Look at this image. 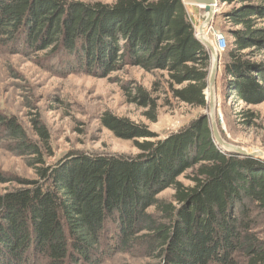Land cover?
<instances>
[{
    "label": "trees",
    "instance_id": "16d2710c",
    "mask_svg": "<svg viewBox=\"0 0 264 264\" xmlns=\"http://www.w3.org/2000/svg\"><path fill=\"white\" fill-rule=\"evenodd\" d=\"M220 2L231 7L222 13L224 100L253 128L260 115L250 106L264 103V0ZM31 47L69 71L76 63L92 73L124 64L162 72L151 89H125L152 122L161 99L208 107L211 55L182 0H0V51ZM31 122L33 135L0 111L7 149L36 176L0 195V264H101L116 253L149 264H264V161L223 150L205 113L153 140L147 124L107 111L102 125L141 153L73 152L54 164L48 127ZM169 188L171 199L159 197Z\"/></svg>",
    "mask_w": 264,
    "mask_h": 264
},
{
    "label": "rangeland",
    "instance_id": "374dc122",
    "mask_svg": "<svg viewBox=\"0 0 264 264\" xmlns=\"http://www.w3.org/2000/svg\"><path fill=\"white\" fill-rule=\"evenodd\" d=\"M74 1L86 4L99 3L104 6H111L115 2V0ZM185 2L193 27L199 31L202 17L206 14L205 10L198 5L188 4L187 0ZM230 8L219 0L213 22L207 27L206 37L214 46L216 34H222L226 40V23L222 13ZM45 52L32 47L0 51V111L16 116L30 135H33L31 120L37 116L42 119L50 131L54 151V155L47 159L49 164L59 160L61 162L73 152L122 156H136L141 153L133 140L120 139L102 125L101 116L107 111L147 124L157 135L153 140H161L183 130L203 113L210 121L208 107L193 108L172 99L171 104H167L161 99L158 120L152 122L145 117L144 109L129 103L125 89L131 84H141L151 89L153 82L160 79L162 74L158 70L148 72L140 67L124 64L92 73L80 70V66L73 63L75 68L69 71L65 64L50 61L51 57H46ZM225 77L220 60L215 96L216 120L222 137L227 142L249 151H264V103L250 106L260 115L255 127L240 125L236 116L240 107H236L231 98L224 100ZM206 94L209 98L208 89ZM243 107L246 106L242 105L241 108ZM210 126L212 129L211 121ZM0 136V172L5 174L7 180H11L6 183L0 182L1 195L20 186L17 178L32 180L36 176L34 170L27 166L26 159L8 150L4 136ZM250 157L264 161V158ZM179 179L186 185L192 184L183 175ZM174 192L172 188L165 189L159 197L171 199ZM149 262L148 259L136 258L127 253H116L105 258L101 264H149Z\"/></svg>",
    "mask_w": 264,
    "mask_h": 264
},
{
    "label": "water",
    "instance_id": "95a60500",
    "mask_svg": "<svg viewBox=\"0 0 264 264\" xmlns=\"http://www.w3.org/2000/svg\"><path fill=\"white\" fill-rule=\"evenodd\" d=\"M190 3L195 5H203L206 13L203 23L201 24V28L198 32V39L206 46L212 59V66L208 81L209 98L207 99H209L208 108H209L210 121L212 124L213 136L216 142L218 143V145L226 151L234 152L241 155H250L262 159L264 158V151L261 150L249 151L247 149L231 144L226 140H224L218 128V123L216 120L215 87H216L218 72L220 68L221 55L216 50L214 44L210 42L208 39L206 40V38H204L202 32H203V28H207L212 24L213 19L218 10L219 0H190Z\"/></svg>",
    "mask_w": 264,
    "mask_h": 264
},
{
    "label": "built area",
    "instance_id": "2783aa9c",
    "mask_svg": "<svg viewBox=\"0 0 264 264\" xmlns=\"http://www.w3.org/2000/svg\"><path fill=\"white\" fill-rule=\"evenodd\" d=\"M187 1H188V4H191L190 0H187ZM183 3L186 5L185 0L183 1ZM197 31H198V28L195 29L196 33H197ZM215 47H216V50L218 51V53L220 55H221L222 51L225 50V48H226V40H225V38H224V36L222 34H216V46Z\"/></svg>",
    "mask_w": 264,
    "mask_h": 264
},
{
    "label": "bare ground",
    "instance_id": "6f19581e",
    "mask_svg": "<svg viewBox=\"0 0 264 264\" xmlns=\"http://www.w3.org/2000/svg\"><path fill=\"white\" fill-rule=\"evenodd\" d=\"M198 6H199L200 8H204L203 5H198ZM204 18H205V16L202 17V21H201V23H203ZM200 28H201V25L199 26V30H200ZM198 32H199V31H198ZM202 34H203L204 38H206V40H207V37H206V34H207V28H203V32H202Z\"/></svg>",
    "mask_w": 264,
    "mask_h": 264
}]
</instances>
